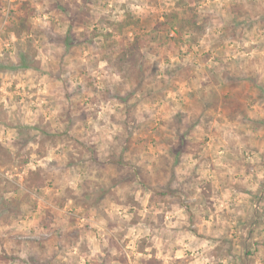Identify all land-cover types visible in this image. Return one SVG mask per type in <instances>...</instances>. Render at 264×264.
<instances>
[{"label": "rangeland", "instance_id": "1", "mask_svg": "<svg viewBox=\"0 0 264 264\" xmlns=\"http://www.w3.org/2000/svg\"><path fill=\"white\" fill-rule=\"evenodd\" d=\"M99 3L100 0H81L79 4L76 0H55L51 4V10L57 14L58 21H53L48 29L37 30L34 33L39 43L34 44L32 39L24 42L23 48L17 54V66L5 64L0 60V89H4L0 91V117L4 116L3 102L6 99L4 92L11 93L20 83L19 80L14 81L5 89L3 74L6 71L14 74L23 72L25 79L33 74H39L33 82L40 83L41 98L47 99L54 95L57 97L56 109H58L55 115H52L47 113L46 104L41 105L45 108V113L37 115L36 123L30 125L19 122L4 124L3 119H0V124L4 125L0 127V169L14 166L17 172L23 174L10 180L0 172V229L9 228L7 234H0V248L5 254L13 257L16 256L17 249H24V246L31 243L33 249L35 246L37 257L46 253H50L46 255L50 257L53 253L50 252L51 237L43 234L37 236L33 233L37 226L42 227L41 222L47 225L44 229L55 222H60L61 227L71 228V231H56L55 239L64 242L56 246L57 251L52 255L56 256L64 251L65 245L71 247L74 241L81 239L82 235L86 238V243L98 240L96 233L99 229L85 221L94 213L106 218L108 213L101 212V206L108 210L127 208L128 214L132 216L127 222L129 227L119 234V238L115 235L104 237L106 246L101 248L104 256L99 258L98 264H113V262L114 264H169L165 259H158L165 256L158 247H152L142 237L134 239L130 235L141 219L144 220L146 227H158L154 221L141 217L134 210L143 211L145 208L153 207L154 203L157 208L160 203H176L188 215L190 224L194 221L195 213L192 209L197 206V202L188 199L193 194V190L190 188L186 190L185 185L193 182L194 178L199 179L201 173L197 170L200 169V163L193 166L192 177L180 183L179 187L174 188L173 184L177 183V172L181 166H187L189 163L184 159L190 155L187 145L191 144L192 134L201 120L205 125L233 124L236 123V117L240 116L241 126L247 125L251 131L264 135V80H262L264 43L258 42L259 34L253 31L255 25L242 18L244 14L233 0H164L165 5H172L169 11L191 5L202 17L207 18L205 32L195 42H191L187 33H183L181 40L174 42L171 38L174 36L173 32L157 23L158 19L162 20L169 11L144 21L140 20L137 25H122L121 22L113 26L106 17L102 16L100 20H96L93 16L91 6ZM156 3L159 4L160 0H156ZM217 3L221 5L220 11L223 15L218 14ZM35 12L36 9L30 5L29 0H0V26H5L7 30L14 31L17 37H20L32 30L30 19H39L35 16ZM225 16L231 17L227 23L224 22ZM94 21L96 26H93ZM104 24L112 27L113 30L103 31L101 25ZM211 25L218 26V34L213 37L210 45L207 41L201 44L207 28ZM58 28L63 31H58ZM153 29H156L158 40L151 41L150 46L142 48L145 51L140 49L138 66L132 69L127 65L121 69L137 86L131 92H124L123 95H121L122 87L114 90L109 88L102 90L96 87L97 78L90 75L88 65L81 64L80 58L87 61L90 55L101 53L100 48L109 44L114 46L105 47L113 51L114 56L121 44L131 39L135 33L144 34ZM261 29L264 30V23L261 24ZM126 30L131 33L130 36L124 35ZM114 33L122 38L115 39ZM41 37H45L47 44L53 49L50 54L51 60L48 59L49 51L44 47ZM42 51L44 59H36ZM154 56L162 57V60L152 59ZM101 59L107 60L115 67L116 63L113 62L112 57L105 58L103 54ZM178 61H190V63L183 64ZM162 63L175 65L171 69H163L165 76L176 81L175 89H170L165 95L158 91H146L144 83L149 78L159 77ZM209 64L213 67L208 68ZM193 65L196 68L203 65L211 74L209 79L200 80L199 87L207 88L209 83H212L219 85L218 90L207 95L200 93L197 98L196 85L190 82L198 79L193 74ZM91 67L94 69L96 65L93 64ZM22 90L28 91L27 85ZM31 91L38 90L32 88ZM137 92L142 94L145 107L156 104L162 115L166 117L170 115L168 128L175 129L168 139L162 141L163 148L168 149L172 161L171 169L162 170L163 175L157 178L155 187L152 186L153 181L145 174L144 169L130 159L141 146H144L147 152L156 151L160 146L155 143V136L142 135L136 139L129 136L122 140L114 137L120 141L117 146L119 151L117 148H112L107 157L103 155V141L95 139L93 142V136L80 138L84 126L91 125L104 111L103 108L89 111V106L103 103L111 108L109 102L114 101L116 107L112 108L113 113L122 110L127 123L131 113L140 105V101L135 99ZM15 99L21 98L17 96ZM36 99V96H32V100ZM174 108L177 110L172 114ZM30 111L34 112L35 108ZM110 119L113 125L117 123L115 115ZM157 123L163 127L166 120ZM181 128H184L183 134ZM152 131L155 133L156 129ZM204 131H207V127ZM13 134L15 139L11 138ZM37 135L40 137L39 147L29 148L30 143H36ZM196 135L200 133L196 132ZM201 143L209 153L216 154L222 151L213 134L205 136ZM241 144L247 150L243 154L244 157L260 155L261 164L264 165V155L260 153L259 147L254 146L255 140L249 144H245L242 140ZM70 146L78 153L77 156L74 157L73 151L68 150ZM12 148L16 149L15 158L11 152ZM25 148H28L27 152H24ZM203 150L202 148L201 151ZM47 157H51L47 171L43 167H28L33 159L43 162ZM207 159L211 160L212 156ZM120 160L122 161L120 165L112 163ZM223 163L221 160V167ZM253 167L255 165L248 161L244 165V176L238 179L243 180L251 176L249 184L257 183L254 191L252 187L241 183L232 185L235 195L241 198L238 210H242V215L235 218V229L228 228L218 237H204L202 234L197 235L195 230L189 229L191 234L196 235L197 240L203 244H215L210 255L227 264H255L257 253L264 244V241L256 239L257 236L264 234V176L252 175ZM215 169L216 165L212 164L206 171L214 172ZM65 177L76 182L77 186L83 189L80 198L72 197L70 189L64 190L67 198L60 195V185L57 181ZM17 181H22L23 187ZM135 184H139V189L130 188ZM200 187L202 203L206 205L203 220L208 221L205 226L210 231H214L215 226L211 222L216 217L209 213V210L213 213L218 211L216 201L209 200L214 185L212 181H206ZM165 188L176 193L166 197L157 195L151 197L153 190L162 191ZM125 189L129 190L122 191ZM118 191L125 197L123 200L117 195ZM228 195L231 201L232 194ZM33 196L36 199H33ZM40 197L44 199L41 200ZM233 206L230 203L229 209L221 210L230 211ZM157 218L163 221L164 214L161 213ZM78 224L86 230L83 234L79 227H74ZM12 225L24 226L25 231H16L10 227ZM113 227L115 224L110 222L105 230L110 231ZM125 236L127 239L124 238ZM37 241L44 243L45 249L42 248L43 246L37 247L39 246ZM4 245L10 247L4 248ZM109 249H115L120 254L114 256ZM146 249H150L151 259L144 261L142 254ZM75 250L83 253L89 249L86 245H81ZM176 251L178 256L182 255L186 258V264H202L199 256L194 254L191 248L183 249L178 245ZM51 260L49 264H54L53 259ZM0 262L15 263L12 258ZM64 264H67V261ZM84 264L88 262L84 261Z\"/></svg>", "mask_w": 264, "mask_h": 264}, {"label": "clouds", "instance_id": "2", "mask_svg": "<svg viewBox=\"0 0 264 264\" xmlns=\"http://www.w3.org/2000/svg\"><path fill=\"white\" fill-rule=\"evenodd\" d=\"M54 2L55 0H29L30 5L36 9L35 16L39 19H30L29 23L32 25V30L20 37H17L14 31L7 30L5 26H0V60L4 61L5 64L17 66V54L18 51L23 48L24 42L27 39H32L34 44L39 43V41L36 40L34 33L37 30H46L53 21H58L57 14L54 10H51V4ZM80 2L81 0H76L77 4ZM233 2L244 14L242 18L251 21L255 25L253 31L254 33L259 34L258 42L264 43V30L261 29V24L264 23V0H233ZM91 7L92 14L95 16L96 20H100L103 16L106 17L108 21H111L112 25L115 26L126 19V14H130L131 16L144 21L148 18L158 16L162 12L169 11L172 5H165L164 0H160L159 4L156 3V0H100L99 4H94ZM220 9L221 5L217 3L216 10L219 15H223V12L220 11ZM45 13H47V15H45ZM230 19V16H225L224 22L227 23ZM93 26H96L95 21L93 22ZM101 28L103 31L107 32H111L113 30L112 27H109L107 24L101 25ZM58 31L62 32L63 29L58 28ZM216 34H218V26H209L206 30L204 39L201 40V44H204L205 41H207L208 45H210ZM113 35L117 40L122 38L120 35L115 33ZM124 35L130 36L131 33L126 30ZM40 39L44 41V47L49 51L48 59L51 60L50 54L53 49L47 44L45 37H41ZM125 43H127V41ZM141 51L145 50L142 49ZM102 55V53L90 55L87 61L80 58L81 64L88 65L90 75L97 78L98 83L96 84V87L102 90L104 88L114 90L122 87L123 91L121 92V95H123L124 92H131L137 85L128 79L124 71L114 67L107 60H102ZM36 59H44L43 51L40 56L36 57ZM152 59L162 60V57L154 56ZM178 63L188 64L190 61H178ZM93 64L96 65L94 69L91 67ZM173 67H175L174 64L162 63L159 77L155 79L149 78V80L144 83L145 90L158 91L162 95H165L170 89H175L176 81L174 79L170 80L167 76H165L163 71V69H171ZM207 67L211 68L213 65L209 64ZM193 68V74L196 75L198 79L190 82L196 85L195 90L197 92V98H199L200 93L207 95L212 91L218 90L219 85H214L212 83H209L207 88L201 89L199 87L200 80L209 79L211 74L205 70L203 65L199 68H196L195 65H193ZM3 76L5 89L8 88V86L14 81H20V83L17 84L16 89H14L11 93H8L7 91L4 92L6 97L3 102L4 116L0 117V119H3L4 124H7L8 122L13 124L17 122L20 124H34L36 123V116L41 113H45V108L41 107V105L45 104L47 105V113L55 115V112L58 110L56 109L57 97L53 95L47 99H42L40 94V83L33 82L38 78L39 74H33L25 79V74L23 72L14 74L11 71H6ZM262 80H264V77H262ZM41 82L43 81L41 80ZM77 82L79 83L80 81ZM25 85H27L28 91L22 90L25 88ZM32 88H36L38 91L32 92ZM3 90L4 89H0V91ZM89 95L95 94L89 93ZM17 96L21 99L16 100L15 97ZM32 96H36L37 99L32 100ZM135 99L140 101V105L136 111L131 113V117L127 123L125 122L122 110H118L113 113L112 108L116 107L114 101L109 102L111 104V108L103 103L89 106V111H94L96 108H103L104 111L98 119L91 123V125L84 126L83 135L80 136V138L86 139L88 136H93V142H95V139L103 141V155L104 157H107L112 148H117V151H119L117 146L120 141L114 137H119L122 140L129 136H131L132 139H136L142 135L155 136V143L160 146L156 151L147 152L144 146H141L135 156L130 157L134 164H139L144 169L145 174L153 181L152 186L155 187V181L159 176L163 175L162 170L171 169L172 161L169 157L168 149L163 148L162 141L168 139L170 134L174 133L175 129L168 128L170 115L168 117L162 115L156 104H149L148 107H145L144 99L142 98V94L139 92H137ZM32 108H35L34 112L30 111ZM176 110V108L172 109V114H174ZM113 115H115L117 121L115 125L112 124L110 119ZM160 120H166L163 127H160L157 123ZM241 120L242 117L237 116L236 123L211 125H205L203 120H201L200 124L196 126V129L192 134L191 144L187 145L190 155L184 158L185 161L189 163H187V166H181L180 170L177 172V183L173 184L174 188L179 187L180 183L189 177H192L193 166L196 163H200V169L197 170L201 173L199 179L194 178L193 182L185 185L186 190L189 188L193 190V194L190 195L188 199L197 202V206L192 209V212L195 213V219L191 224L189 222L188 215L179 206V204L176 203H160L158 208L154 203L153 207L145 208L143 211L140 209L134 210L136 214H139L141 217H147L158 225V227H146L144 220L141 219V222L130 233L134 239L142 237L148 241L149 245L152 247H158L160 251L165 254V256L158 257V259H165L166 262H169V264H186V258L182 255H177V246L180 245L183 249L191 248L193 253L199 256L202 264H227V262L218 261L216 257L210 255L211 250L216 246L215 244H203L201 241L197 240L196 235L191 234L189 229L195 230L197 235L202 234L204 237H218L223 235L225 230L228 228L235 229V218L242 215V210H238L241 198L235 195L232 185L241 183L252 187L253 191L255 190L257 183L252 182L249 184L251 176L245 177L243 180L238 179V177L244 176V165L247 164L248 161H251L255 165L252 169V175L261 174L264 176V165L261 164L260 155L253 154L244 157L243 154L247 150L244 149L241 144L242 140L245 144L252 143L253 140H255L254 146L259 147L260 153L264 155V135L251 131L250 127L247 125L241 126L239 123ZM102 121L103 124H101ZM3 126V124H0V127ZM206 127L207 131H204ZM153 129H156L155 133L152 131ZM213 129H215V132H213ZM180 131L181 134H183L184 128H181ZM196 132H199L200 135H196ZM209 134L214 135L222 151L212 154L204 147L201 141ZM11 138L15 139V135L13 134ZM39 141L40 137L37 135L36 143H30L28 147L32 149L38 148ZM5 143H7V141H5ZM162 148L163 150H161ZM202 148L204 149L203 151H201ZM68 150L73 151L74 157L78 155V153L73 150L71 146ZM27 151L28 148H25L24 152ZM11 152L15 158L16 149L12 148ZM210 155L212 156V159L208 160L207 158ZM193 157H195V159H193ZM50 159L51 157H47L43 160V162H38L36 159H33L28 167H43L45 171H47V165ZM221 160L224 162L223 167H221ZM212 164L216 165L215 171L207 172L206 170ZM0 172H3V174L10 180L15 179L18 175H23L22 173L17 172L14 166H5L4 169H0ZM165 179H167V177H165ZM206 181L213 182L214 190L212 191L209 200H215L216 207L218 208V211L214 213L209 210V213L216 217L215 220L211 222L215 226L214 231H210L205 226L209 222L203 220L206 205L202 203L203 198L200 195V186ZM17 182L21 183L23 187L22 181ZM57 183L60 185V195L65 196V198H67V194L64 191L65 189H70L72 197H81L83 189L79 188L76 182L65 177L58 180ZM130 188L139 189V184L131 185ZM128 190L129 189H125L122 191ZM114 191L116 190L114 189ZM229 193L232 194L231 201L229 200ZM117 195L121 200L125 198L120 191L117 192ZM33 199H36V197L33 196ZM40 199L43 200L44 197H40ZM230 203L234 205L231 207L230 211L221 210L229 209ZM103 211H107L108 213L106 218L102 215L94 213L91 218L85 221L86 223L93 224L99 229L96 233L98 240L86 243V238L82 235L81 239L74 241L71 247L65 245L64 251L59 252L56 255L54 264H64V261H67V264H84V261H87L88 264H98L99 258L104 256V253L101 252V248L106 246L104 237L115 235L119 238V234L125 232V230L129 227L127 222L132 218V216L128 214L127 208H124L123 210L115 208L108 210L101 206V212ZM161 213L164 214L163 221L157 218ZM110 222L114 223L115 227H113L110 231H106V226ZM10 227L16 231H25L24 226L18 227L16 225H12ZM74 227H79L82 234L86 231L80 224L75 225ZM57 230L66 232L71 231V228L61 227L60 222H55L49 225L47 229L37 226L33 234L37 236L41 234L50 236V244L52 245L50 252H56V246L64 243L62 240L57 241L55 239V233ZM8 232V227L0 229V234H7ZM229 235H231V233ZM124 238L127 239V236ZM237 239H239V234H237ZM256 239L264 241V234L257 236ZM186 240L187 243H185ZM121 242H123V240H121ZM81 245H86L89 250L83 253L73 250L79 248ZM7 247H10V245H4V248ZM109 251L114 256L120 254L116 252L115 249H109ZM97 253H99V256H97ZM15 254L20 257V260H26L29 252L27 248H24L17 249ZM49 254L50 253H46V255ZM0 255H3L2 248H0ZM142 256L144 261L151 259L150 249H146ZM0 264H2V262H0ZM16 264H20V261L18 260ZM255 264H264V244L261 245L260 251L257 253Z\"/></svg>", "mask_w": 264, "mask_h": 264}, {"label": "trees", "instance_id": "3", "mask_svg": "<svg viewBox=\"0 0 264 264\" xmlns=\"http://www.w3.org/2000/svg\"><path fill=\"white\" fill-rule=\"evenodd\" d=\"M207 18L202 17L193 6L187 5L185 8L179 9H172L168 13H165L162 20L157 21V23L163 27L170 29L174 36H172V40L174 42H178L181 40L183 33H187L191 42H195L198 37L205 32V24ZM140 20L127 14L126 19L123 21L122 25H137L139 24ZM158 40L156 35V29L149 30L144 34H134L131 39H127V43H122L120 48L118 49L117 53L113 56V51L107 49L108 47L111 48L114 44H109L102 46L101 53L104 54L105 58H111L115 64V67L121 70L125 68V66L129 65L132 69L136 68L139 64V57L138 53L140 49L150 46L151 41ZM139 68V67H138ZM114 165L122 164V161H113ZM133 174H138L133 172ZM144 184L142 180H140ZM176 192L170 191L169 188H165L162 191L153 190L151 197L154 195L166 197L168 195H173ZM42 227H47L44 222H41ZM40 242V241H39ZM9 258L15 259L17 256L11 257V255H7L3 252V255H0V260H8Z\"/></svg>", "mask_w": 264, "mask_h": 264}, {"label": "crops", "instance_id": "4", "mask_svg": "<svg viewBox=\"0 0 264 264\" xmlns=\"http://www.w3.org/2000/svg\"><path fill=\"white\" fill-rule=\"evenodd\" d=\"M36 243H37V245H39L37 247H40V246L42 247L43 244H44L42 242L40 243L39 241H37ZM24 248H27L28 252H29V255L27 256V259L26 260H20V257L18 256L17 258L13 259V261H15L14 264H16V262L18 260L20 261V264H27V263H29V264H39L40 262H41L40 264H49V262L52 261L51 259H53V261H55L56 256H52L54 254V252L52 253V255H50V257H48L46 255L42 256V254L39 257H37L38 254L35 252V246H34V249H33V246L31 245V243L30 244L28 243L26 246H24ZM42 248L45 249V245ZM73 250L76 251L75 249H73ZM47 258H51V259H47ZM64 262H66V261H64Z\"/></svg>", "mask_w": 264, "mask_h": 264}]
</instances>
